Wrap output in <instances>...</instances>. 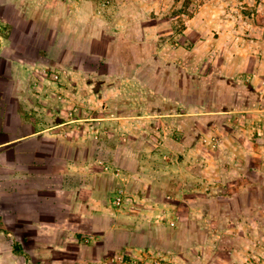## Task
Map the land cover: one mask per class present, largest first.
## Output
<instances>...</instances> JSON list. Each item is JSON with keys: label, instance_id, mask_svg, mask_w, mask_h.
<instances>
[{"label": "rangeland", "instance_id": "rangeland-1", "mask_svg": "<svg viewBox=\"0 0 264 264\" xmlns=\"http://www.w3.org/2000/svg\"><path fill=\"white\" fill-rule=\"evenodd\" d=\"M49 1L22 4L34 9L38 44L70 42L49 30V10L63 3L71 30L86 31L73 45L96 33L104 50L35 70L55 84L86 77L84 104H66L70 119L85 118L78 135L115 178L119 226L107 253L99 244L103 264H264V158H215L264 106V0H92L79 15L86 26L78 4ZM10 28L0 20L1 56ZM227 109L235 112L211 113ZM1 231L0 264H45Z\"/></svg>", "mask_w": 264, "mask_h": 264}, {"label": "crops", "instance_id": "crops-1", "mask_svg": "<svg viewBox=\"0 0 264 264\" xmlns=\"http://www.w3.org/2000/svg\"><path fill=\"white\" fill-rule=\"evenodd\" d=\"M25 1L0 0V20L11 27L5 51L0 54V229L12 233L19 244L29 245L23 250L25 256L38 257L45 264H103L119 226L118 212L111 205L115 178L101 171L98 163L105 159L92 153L88 140L78 135L85 118L79 112L70 119L72 111L66 104H84L86 77L73 74L55 84L35 71L45 66L64 69L70 57L79 54L103 55L101 36L92 33L86 42L73 45L81 35L85 39L86 31L71 30L66 21L69 8L61 3L49 10V30L55 38L71 37L70 42L64 45L58 40L41 46L30 25L36 19L34 9L23 6ZM70 2L78 4V25L86 26L87 21L79 15L92 0ZM11 12L20 20L19 26L9 19ZM262 80L261 76L254 79L259 92ZM69 84L74 85L72 89ZM250 112L255 122H243L240 129L225 137L227 155L220 152L215 158H264V106ZM254 130L262 135L256 136V141L251 136ZM7 239L6 234H0V242ZM103 240L109 244L106 253L99 246ZM10 255L19 257L14 250Z\"/></svg>", "mask_w": 264, "mask_h": 264}, {"label": "built area", "instance_id": "built-area-1", "mask_svg": "<svg viewBox=\"0 0 264 264\" xmlns=\"http://www.w3.org/2000/svg\"><path fill=\"white\" fill-rule=\"evenodd\" d=\"M116 203H117L118 205H121V204L123 203V199H122V197H118Z\"/></svg>", "mask_w": 264, "mask_h": 264}]
</instances>
